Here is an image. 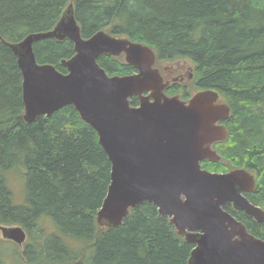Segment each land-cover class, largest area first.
I'll list each match as a JSON object with an SVG mask.
<instances>
[{
    "label": "trees",
    "instance_id": "16d2710c",
    "mask_svg": "<svg viewBox=\"0 0 264 264\" xmlns=\"http://www.w3.org/2000/svg\"><path fill=\"white\" fill-rule=\"evenodd\" d=\"M71 3L84 37L105 29L150 45L160 62H193L195 87L217 90L231 107L229 136L216 145L221 159L202 165L254 172L256 188L247 196L264 208V0H0V224L25 229L26 264H188L194 244L150 202L132 209L120 226L97 224L112 165L97 131L74 106L24 119L23 77L9 44L52 29ZM33 48L39 63L62 72V59L75 53L69 39L43 38ZM98 62L110 75L136 71L107 54ZM16 167L24 169L21 204L5 175ZM225 209L264 239V222L231 204ZM0 264H7L1 254Z\"/></svg>",
    "mask_w": 264,
    "mask_h": 264
},
{
    "label": "water",
    "instance_id": "95a60500",
    "mask_svg": "<svg viewBox=\"0 0 264 264\" xmlns=\"http://www.w3.org/2000/svg\"><path fill=\"white\" fill-rule=\"evenodd\" d=\"M43 38L74 43L75 53L62 59L67 72L37 61L33 45ZM9 45L23 77L25 121L72 105L97 131L112 165L96 216L101 228L120 226L147 201L195 244L188 264H264V239L225 209L230 203L264 222V209L247 197L256 188V174L241 167L217 172L202 166L220 161L214 144L228 137L222 121L231 108L217 90H199L189 101L167 95L150 45L105 29L84 37L72 3L52 29ZM103 54L123 57L136 72L109 75L98 62ZM133 96L139 105L131 104ZM0 231L19 245L26 240L21 226L0 224Z\"/></svg>",
    "mask_w": 264,
    "mask_h": 264
},
{
    "label": "rangeland",
    "instance_id": "374dc122",
    "mask_svg": "<svg viewBox=\"0 0 264 264\" xmlns=\"http://www.w3.org/2000/svg\"><path fill=\"white\" fill-rule=\"evenodd\" d=\"M164 65H168L170 67L176 68L178 66V62L174 64H169L165 62ZM188 65L193 66V63L189 60ZM182 84L180 87L184 89L180 90L181 95L188 97L191 96L195 91H197V88L195 87L193 80L187 81L186 83H182ZM23 173H24V169L22 167H16L10 169L5 174L8 180V184L13 192L14 202L17 204L24 203L25 201V185H24ZM43 224H45L46 233H49L53 225L52 221L50 219H47L43 221ZM22 246L23 245H18L13 241L10 242L9 240H5L2 237V233L0 232V254L2 255L3 259L6 260L7 264H26L24 258L22 257Z\"/></svg>",
    "mask_w": 264,
    "mask_h": 264
},
{
    "label": "flooded vegetation",
    "instance_id": "af4514ba",
    "mask_svg": "<svg viewBox=\"0 0 264 264\" xmlns=\"http://www.w3.org/2000/svg\"><path fill=\"white\" fill-rule=\"evenodd\" d=\"M161 71L166 80H168V85L178 86L180 88L182 83L191 81L194 78L193 69L186 62L178 61V66L170 67L168 65H162ZM178 73V74H177ZM176 74V75H174ZM179 82V83H178ZM185 85V84H182ZM168 86V87H169ZM186 87V86H184Z\"/></svg>",
    "mask_w": 264,
    "mask_h": 264
}]
</instances>
